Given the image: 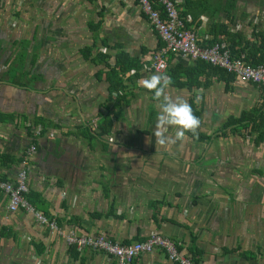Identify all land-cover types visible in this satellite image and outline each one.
<instances>
[{"label":"crops","instance_id":"1","mask_svg":"<svg viewBox=\"0 0 264 264\" xmlns=\"http://www.w3.org/2000/svg\"><path fill=\"white\" fill-rule=\"evenodd\" d=\"M233 17L228 30L251 40V19ZM201 21L195 32L204 40L210 23ZM160 46L136 0H0V178L14 182L34 145L28 190L60 231L24 211L9 213L0 193V264H116L72 252L64 241L70 232L119 244L157 232L198 264H264V137L255 146L247 131L220 132L246 112L264 122V91L237 79L225 91L205 76L206 89L170 85L165 93L192 100L201 125L160 144L159 100L139 85L156 74L144 65ZM90 47L86 61L81 50ZM119 52L138 68L123 77L125 101L113 105L105 67ZM189 61L169 55L166 76L183 81ZM147 106L149 127L130 125L144 120ZM164 135L174 140V129ZM133 264L172 263L157 250Z\"/></svg>","mask_w":264,"mask_h":264},{"label":"built area","instance_id":"2","mask_svg":"<svg viewBox=\"0 0 264 264\" xmlns=\"http://www.w3.org/2000/svg\"><path fill=\"white\" fill-rule=\"evenodd\" d=\"M136 2L161 43V46L147 58V64L144 65L147 71L166 76L168 56L178 55L225 70L233 74L241 83L264 88L263 65L252 67L244 61V55L233 57L228 44L223 40L211 46L198 45L196 32L192 29H184L179 19L180 0H136ZM204 40L209 41L211 37L206 36ZM35 151L34 145L28 147L14 182L0 179V192L7 198L9 213L24 211L31 214L37 223L60 233L54 220H48L42 212L37 211L24 199V195L28 192L29 162ZM64 241L69 248H74L76 251L90 250L101 253L114 259L116 264H133L140 256L157 250L162 252L172 264H196L189 255H184L178 250L175 242L157 232H152L143 241L129 244H119L103 234L77 236L74 232L66 234Z\"/></svg>","mask_w":264,"mask_h":264},{"label":"trees","instance_id":"3","mask_svg":"<svg viewBox=\"0 0 264 264\" xmlns=\"http://www.w3.org/2000/svg\"><path fill=\"white\" fill-rule=\"evenodd\" d=\"M179 9V19L183 23L184 29H196L200 27L203 21L201 18H207L208 20V35L211 36V40H201L198 38V45L200 47L211 46L216 42L221 40L226 41L230 54L233 57H238L244 55V61L252 67H257L259 65L264 66V30L252 26L251 40L244 39L241 32L232 33L228 30L229 25L233 23V12L235 11L233 2H222V0H180ZM212 9V11H211ZM225 15L224 22L222 21V15ZM205 16V17H204ZM246 16L242 15L241 20H246ZM249 25V24H248ZM99 27V24H95L92 30ZM91 48H84L81 50V55L84 60H90ZM100 60L103 61L105 56L101 55ZM191 65L183 71L184 80L179 79V74H173L171 85L176 88H186L188 91L194 89H206L210 85L206 80L212 78L215 81L222 82L225 85V91L230 90V83L235 80L233 74L227 73L225 70L219 69L217 67H212L201 61H189ZM138 64L134 60L130 59L125 53L119 52L115 56V64L110 66L106 64L104 80L106 81L108 88V97L106 102L113 105L120 103V101H125L126 92L125 84L123 83V77L132 69H137ZM103 73L99 71L97 76L101 77ZM206 80H203L204 77ZM256 86V85H255ZM257 87V86H256ZM264 91V88H260ZM189 104L193 109V114L200 120L201 112L196 109L192 100ZM258 113V111H257ZM251 114L246 112L240 117H230L222 125L220 132L223 138L226 137V132L230 131L236 132L241 135V131H247L248 136L251 138L255 146H258L264 137V122L260 115L251 119ZM255 117V118H254ZM258 121V122H257ZM201 125V123H200ZM200 127V126H199ZM198 127V128H199ZM207 140L211 139V136H203ZM243 137V136H242ZM2 180V178H0ZM4 181V180H3ZM7 182V181H6ZM1 193V192H0ZM3 194V193H1ZM4 195V194H3ZM24 199L32 205L37 211L42 212L48 220V214L42 210L40 196L34 193L28 192L24 195ZM100 216V215H99ZM155 221L156 217L153 218ZM59 222H56V224ZM143 241V240H141ZM180 247L178 250L180 251ZM72 252H76L74 248H70ZM229 253L234 252L233 250H226ZM194 263L198 264L197 256L192 253L189 255Z\"/></svg>","mask_w":264,"mask_h":264},{"label":"clouds","instance_id":"4","mask_svg":"<svg viewBox=\"0 0 264 264\" xmlns=\"http://www.w3.org/2000/svg\"><path fill=\"white\" fill-rule=\"evenodd\" d=\"M172 81L163 74H153L139 81L140 87L151 92L159 100L157 128L155 135L160 144L182 140L186 132H193L200 126V120L193 114L191 105L182 97H170L165 90ZM168 128L174 129V140L164 135Z\"/></svg>","mask_w":264,"mask_h":264},{"label":"flooded vegetation","instance_id":"5","mask_svg":"<svg viewBox=\"0 0 264 264\" xmlns=\"http://www.w3.org/2000/svg\"><path fill=\"white\" fill-rule=\"evenodd\" d=\"M233 2L235 11L233 16L238 14L241 19L242 15L251 19L253 25L264 30V0H222V2ZM221 18H225L223 14Z\"/></svg>","mask_w":264,"mask_h":264},{"label":"rangeland","instance_id":"6","mask_svg":"<svg viewBox=\"0 0 264 264\" xmlns=\"http://www.w3.org/2000/svg\"><path fill=\"white\" fill-rule=\"evenodd\" d=\"M211 11H212V9H211ZM205 18H203V20H204ZM249 38L251 39V36L249 35ZM149 105V104H148ZM150 108L148 109V106H147V109L143 112V114H141V117L143 116V118H144V120H140V121H136V120H134V121H132V122H130V125H132V124H134V125H136L137 127H140V128H148L149 127V119H150V117H151V114H152V111H151V109H152V107L151 106H149ZM230 116H233L234 115V113L233 112H231L230 114H229ZM247 134H244L243 133V138H240V139H242V141L243 142H247L248 140H247V136H246ZM235 137H238V136H235ZM236 141H240L238 138H236ZM264 197V196H263ZM245 209V208H244Z\"/></svg>","mask_w":264,"mask_h":264}]
</instances>
